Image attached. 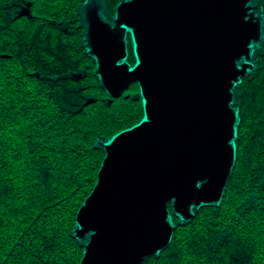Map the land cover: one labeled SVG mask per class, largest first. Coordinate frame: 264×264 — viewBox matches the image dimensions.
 <instances>
[{
  "label": "trees",
  "instance_id": "trees-1",
  "mask_svg": "<svg viewBox=\"0 0 264 264\" xmlns=\"http://www.w3.org/2000/svg\"><path fill=\"white\" fill-rule=\"evenodd\" d=\"M120 1L104 0L111 16ZM83 3L0 0V264H81L73 233L105 157L99 143L145 116L137 83L111 101L102 87L84 45ZM235 100L236 161L221 203L187 222L170 203L171 244L141 264H264V39Z\"/></svg>",
  "mask_w": 264,
  "mask_h": 264
},
{
  "label": "water",
  "instance_id": "water-1",
  "mask_svg": "<svg viewBox=\"0 0 264 264\" xmlns=\"http://www.w3.org/2000/svg\"><path fill=\"white\" fill-rule=\"evenodd\" d=\"M81 24L110 101L137 83L145 116L99 143L105 157L73 234L81 264H141L171 244L170 203L187 222L222 201L236 161L235 92L264 39L262 3L121 0L111 16L104 0H84Z\"/></svg>",
  "mask_w": 264,
  "mask_h": 264
},
{
  "label": "rangeland",
  "instance_id": "rangeland-1",
  "mask_svg": "<svg viewBox=\"0 0 264 264\" xmlns=\"http://www.w3.org/2000/svg\"><path fill=\"white\" fill-rule=\"evenodd\" d=\"M261 0H252V4H259V2H260ZM259 13H260V11H259ZM258 13V14H259ZM260 47V44H257V45H255L254 46V49H253V53H252V55L254 56L255 54H256V50L258 49ZM130 92V91H129ZM129 94V93H128ZM174 223V222H173ZM175 224V223H174Z\"/></svg>",
  "mask_w": 264,
  "mask_h": 264
}]
</instances>
